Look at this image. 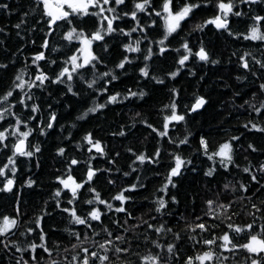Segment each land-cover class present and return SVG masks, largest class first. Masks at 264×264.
Returning <instances> with one entry per match:
<instances>
[{"label":"snow or ice","instance_id":"6c2138e0","mask_svg":"<svg viewBox=\"0 0 264 264\" xmlns=\"http://www.w3.org/2000/svg\"><path fill=\"white\" fill-rule=\"evenodd\" d=\"M0 14L16 17L0 24V194L14 198L13 214H0V264H264V160L237 162L241 150L264 154V145L242 139L264 138V0H15V6L0 0ZM227 42H246L227 63L235 57L234 80L254 89L217 81L231 89V108L247 118L213 139L193 124L215 107L200 88L204 69L225 63ZM169 58L170 68L157 67ZM188 77L197 87L185 102L178 85ZM118 84L124 87L117 90ZM156 91L167 99L155 109L158 123L135 111L107 133L127 139L141 125L145 139L155 140L151 152L125 147L124 170L120 151L85 125L111 107L148 104ZM77 105L75 121L61 124ZM48 138L60 139L53 145L56 186L25 220L20 190L39 186L32 165L40 168ZM165 160L163 180L144 197L148 211L134 216L135 194L148 187V173L161 175L156 169ZM189 172L217 184L191 218L173 211ZM133 173L109 197L98 188L101 181L116 188ZM57 215L66 220L62 229L47 224ZM49 228L65 239L51 242ZM181 241L190 242L191 254L181 256Z\"/></svg>","mask_w":264,"mask_h":264},{"label":"trees","instance_id":"16d2710c","mask_svg":"<svg viewBox=\"0 0 264 264\" xmlns=\"http://www.w3.org/2000/svg\"><path fill=\"white\" fill-rule=\"evenodd\" d=\"M13 6H15V0H13ZM15 19V16L9 18L0 14V24L9 23L10 21L15 22ZM243 43L246 42L223 43L221 45V51L224 53L225 63L222 66L213 68L210 71L208 69H204V71L208 72V75L206 77L205 87H201L200 91H206L207 94L211 95L212 104L215 107L210 108L203 117L196 118L197 122H194L193 124L194 131L203 128L204 131L211 133V137L213 139H219L224 135L223 130L231 129L234 131L238 124L247 118V114H242V110L236 111L231 108V89H225L222 86L217 87L218 80L221 85L226 80L228 84L233 85L235 88H238L244 92H250L254 89L253 85H241L234 80L235 75L238 74V69L235 65V57L232 58L233 64L229 65L227 63V56L232 51H238L242 47ZM15 45L16 41L13 40L12 47L15 48ZM247 50L254 51V49ZM171 66V58L166 61H157L158 68H163L167 70ZM129 75L131 76L133 74L130 73ZM122 79H124L129 84L131 83V81L128 80L127 77H123ZM178 86H182L185 89L184 99L185 102H189L193 91H195L197 87L196 80L191 77L181 78ZM123 87V84H118L117 90H120ZM161 102H167L166 92L156 91L153 95L152 100L148 104H143V102H139L138 104H128L127 106L121 105L111 107L109 110H105L106 114L102 116L101 119L93 120L92 123L86 124L85 127L88 130L98 131L99 134L103 137L104 141L108 144L110 150L120 151L121 156L119 158L118 166L123 168L124 170H127V165L130 161L128 159L129 154L124 151V148L131 145L136 149L143 150L146 148L147 151L151 152L155 145V140L152 136H147V139H145V136L147 135V130L144 129L141 125H137V129L139 130H134L135 135L129 136L127 139L113 138L107 133L110 129L115 128L119 123L128 121V118L135 111H142L150 120L158 123V117L156 116L155 109L159 106ZM237 103H240V101L237 100ZM221 105H223V108H221ZM76 108L77 110L72 112L71 120L62 118L60 120V123L70 126L71 122L75 121V117L80 114L79 105H77ZM57 111L63 113L65 117L67 116V113H65L63 109H60L59 106H57ZM229 112H231V115L228 114ZM57 131L59 132V128H57ZM72 131L75 134L77 130L73 129ZM82 134L83 132L81 131L80 135ZM64 135H67V133L65 132ZM242 139L250 140L252 142H255L257 145H264V138H262L258 134L246 135ZM40 140L44 141L45 138L41 137ZM56 143H60V139L48 138L43 144V156L41 158L40 168L37 169L35 168L34 164L32 165V171L33 173H35V178H37L39 186L35 189L25 188L20 190L21 212L24 214L23 219L25 220H30L34 217L36 213L39 212L41 206L43 205V201L48 199L49 194L56 186L54 177L57 173L55 172V169L59 167V164H57L53 159L55 151L53 145H55ZM245 156H248V158L252 161L253 164L264 160V154L255 153L249 155V153L241 150V152L237 156V162L241 165L246 164L247 161L244 159ZM99 163L102 167L108 166L103 161H100ZM166 164L167 160H165V162H163L160 167L156 169V171H159L161 173L160 176H155L151 172L148 173V187L135 194L136 200L130 207V211L133 212L134 216H139L148 211V208L150 206L149 201L145 200L144 197H150L154 188L161 183V181L163 180V175L165 173ZM27 166L28 165L26 164L21 165L22 173L26 172ZM200 167H207V163H201ZM236 174L239 178H243L246 180V174H240L238 173V170ZM18 175H21V173H18ZM135 175L136 174L133 173L132 176L121 179L116 188H112V186L108 185L105 181H101L98 185V188L99 190H101L102 195H104L105 197H109L110 195L114 194L115 191H118L121 184H127L131 182ZM228 178L232 179V177ZM216 187L217 184L208 183L205 178L202 177V175L198 176L190 172L187 173L185 177L180 181L179 185L181 204L177 208L173 209V211L177 213L182 212L186 216L191 218L193 215L199 213L203 209L204 200L212 197L213 193L210 192L209 189H215ZM255 187L256 186L253 185L252 189H254ZM193 198L195 199L194 204L192 203ZM13 207L14 198L11 195L0 194V214H13ZM48 207L49 209H51V202L49 203ZM169 221L173 222L174 217L169 218ZM237 222H239V219ZM53 223H55L58 228L62 229L63 225L66 223V220L59 215H57L54 220L47 219V224L49 226ZM65 236L66 234L63 233L62 230L53 233L49 228V237L51 242L62 241L65 239ZM186 254H191L190 242L181 241V256L183 257Z\"/></svg>","mask_w":264,"mask_h":264}]
</instances>
